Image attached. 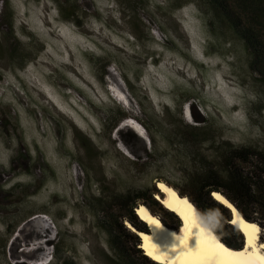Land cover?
I'll list each match as a JSON object with an SVG mask.
<instances>
[{
    "label": "rangeland",
    "instance_id": "obj_1",
    "mask_svg": "<svg viewBox=\"0 0 264 264\" xmlns=\"http://www.w3.org/2000/svg\"><path fill=\"white\" fill-rule=\"evenodd\" d=\"M61 5L81 27L59 20ZM118 108L132 117L110 130ZM184 125L212 130L190 145L174 132ZM120 132L147 151L151 135V156L137 160ZM224 143L264 150V81L202 0H0V264H55V247L122 264L97 199L159 178L181 187Z\"/></svg>",
    "mask_w": 264,
    "mask_h": 264
},
{
    "label": "trees",
    "instance_id": "obj_2",
    "mask_svg": "<svg viewBox=\"0 0 264 264\" xmlns=\"http://www.w3.org/2000/svg\"><path fill=\"white\" fill-rule=\"evenodd\" d=\"M202 1L208 6L214 17L227 24L244 43L249 55L251 71L260 75L264 81V0ZM178 6L179 4L175 5V7ZM59 12V20L64 24L74 28L82 26L74 6L61 5ZM9 57L21 59L18 63L20 68H23L29 61L23 55L15 58L14 55L10 54ZM116 113L118 118L110 130L119 122L132 117V114L124 109L118 108ZM110 115L112 113L108 111L107 118H110ZM195 120L198 121V117H195ZM146 130L150 132L148 129ZM211 130V127L201 128L184 125L174 132L185 143L198 145L208 140ZM115 131L118 132L117 127ZM119 134L121 141L128 148L131 145L140 148V153L130 149L137 160L151 156L155 145L151 135H149L150 147L147 151L144 142L134 133L120 132ZM82 147L88 150V139L82 141ZM26 157L28 156L20 153L15 160L23 159L26 161ZM198 160L197 163L194 162V169L184 174L181 187L174 186L167 180L159 178L155 179L150 188L128 191L125 194L114 195L108 200L97 199L100 211L112 217V222L102 221L101 225L109 233L110 244L114 247L116 256L122 264H156L144 256L143 251L139 248L141 246L139 237L125 227V223L128 222L136 230L147 232L145 225L135 213L139 204L144 205L167 227L175 229L180 225L179 219L156 200L155 195L163 196L155 185L158 182H164L172 187L178 195L186 197L216 237L228 247L241 249L244 238L236 228L230 225L232 219L230 210L218 203L212 197V192L223 195L246 221L256 223L261 231H264V150L261 151L252 146H236L224 143L216 147V153L210 159L199 156ZM114 209L117 210V215L112 213ZM162 212L168 219L162 217ZM124 239L132 245V253L134 254L132 257L124 246ZM53 257L55 264H77L75 258L68 255L60 247H55L52 252V259Z\"/></svg>",
    "mask_w": 264,
    "mask_h": 264
},
{
    "label": "bare ground",
    "instance_id": "obj_3",
    "mask_svg": "<svg viewBox=\"0 0 264 264\" xmlns=\"http://www.w3.org/2000/svg\"><path fill=\"white\" fill-rule=\"evenodd\" d=\"M156 185L163 195H155L156 200L179 219L180 228L173 229L167 227L142 204L138 205L135 213L138 219L145 225L147 232L138 231L128 222L126 223V227L139 237L141 241L140 249L151 261L156 264H264V241L260 240V227L256 223L246 221L236 209V214H234L224 203L226 200L231 204L223 195L214 192L212 197L230 210L232 214L231 221L233 219L236 220L235 224L230 221V225L236 228L244 237V244L241 249H234L222 243L186 197L178 195L172 187L166 185L164 182H158ZM217 196L223 199L218 200ZM184 201H187V203ZM233 208L235 207L233 206ZM141 209L144 211H140ZM153 221H156V223H153ZM252 224L256 225V229L248 227V225ZM197 233H199L202 250L206 254L212 255L210 260L198 262L191 257L182 255V253L189 250L191 241L196 237ZM246 233L248 235L247 247H245ZM182 241L186 242L182 243ZM220 244H223L230 251L225 252L224 249L219 247ZM173 245H175L174 249ZM241 251L243 252V256L237 257L232 255L233 252ZM147 253H151V256ZM153 257L156 259H153Z\"/></svg>",
    "mask_w": 264,
    "mask_h": 264
},
{
    "label": "snow or ice",
    "instance_id": "obj_4",
    "mask_svg": "<svg viewBox=\"0 0 264 264\" xmlns=\"http://www.w3.org/2000/svg\"><path fill=\"white\" fill-rule=\"evenodd\" d=\"M162 187V186H161ZM173 195H175L173 193ZM218 200L223 199L220 196L216 197ZM185 203H187V201H184ZM224 203L228 206V208H230L232 210V212L234 214H236V210L235 208H233V206L231 204H229L226 200L224 201ZM189 207H191V205H189ZM140 211H144L143 209H141ZM233 224L236 223V220L233 219L231 221ZM153 223H156V221H153ZM248 227L252 228V229H256V225L252 224V225H248ZM243 231V229H241ZM245 239H246V244L245 247H247V243H248V235L247 233L245 234ZM186 241H182V243H185ZM173 249L175 248V245L172 246ZM219 247L221 249H224L225 252L230 251L229 249L225 248V246L223 244H220ZM149 256H151V253H147ZM182 255L186 256V257H191L193 258L195 261L198 262H203L205 260H210L212 258L211 254H206L202 248H201V240L199 238V233H197L196 237L191 241V246L189 248V250L185 253H182ZM233 256H243V252H233L232 253ZM153 259H156L155 257H153Z\"/></svg>",
    "mask_w": 264,
    "mask_h": 264
},
{
    "label": "flooded vegetation",
    "instance_id": "obj_5",
    "mask_svg": "<svg viewBox=\"0 0 264 264\" xmlns=\"http://www.w3.org/2000/svg\"><path fill=\"white\" fill-rule=\"evenodd\" d=\"M161 215H162V217H165V218H167L168 219V217L162 212L161 213ZM168 221V220H167Z\"/></svg>",
    "mask_w": 264,
    "mask_h": 264
},
{
    "label": "clouds",
    "instance_id": "obj_6",
    "mask_svg": "<svg viewBox=\"0 0 264 264\" xmlns=\"http://www.w3.org/2000/svg\"><path fill=\"white\" fill-rule=\"evenodd\" d=\"M67 25V24H66ZM52 259V255H51V257L49 258V260L46 262V263H49V261ZM45 264V263H44Z\"/></svg>",
    "mask_w": 264,
    "mask_h": 264
},
{
    "label": "water",
    "instance_id": "obj_7",
    "mask_svg": "<svg viewBox=\"0 0 264 264\" xmlns=\"http://www.w3.org/2000/svg\"><path fill=\"white\" fill-rule=\"evenodd\" d=\"M213 193H214V192H212V195H213ZM179 228H180V226L175 227V229H179Z\"/></svg>",
    "mask_w": 264,
    "mask_h": 264
}]
</instances>
